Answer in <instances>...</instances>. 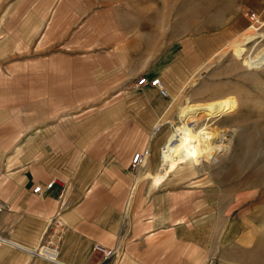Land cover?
<instances>
[{
	"label": "crops",
	"instance_id": "obj_1",
	"mask_svg": "<svg viewBox=\"0 0 264 264\" xmlns=\"http://www.w3.org/2000/svg\"><path fill=\"white\" fill-rule=\"evenodd\" d=\"M150 5L152 0H0V72L32 65L36 79L48 58L66 76L55 79L61 96L57 91L50 101L73 103V88L84 86L104 96L112 92L114 100L112 111L98 112L102 125L93 130L74 127L68 111L48 117L65 119V125L12 127L0 109V264H54L31 251L50 240L56 220L63 225L60 264H264V254H249L264 246L256 242L264 240V226L249 218L260 211V200L250 207L228 196L210 200L213 191L166 190L173 176L159 181L151 174L186 80L208 56L203 41L213 42V49L218 42L176 33L170 45L173 31L151 32L145 16L133 18V11ZM143 76L159 77L168 96L150 85L136 88ZM146 146L151 157L135 172L132 158ZM139 178L153 189L135 191ZM39 185L43 194H34ZM97 246L114 253L104 259Z\"/></svg>",
	"mask_w": 264,
	"mask_h": 264
},
{
	"label": "rangeland",
	"instance_id": "obj_2",
	"mask_svg": "<svg viewBox=\"0 0 264 264\" xmlns=\"http://www.w3.org/2000/svg\"><path fill=\"white\" fill-rule=\"evenodd\" d=\"M144 1L133 0V3ZM137 9L133 11H138L133 18L145 16L146 26L151 32L173 31L170 45L174 43L176 33L185 35L186 39L215 38L218 42L213 49V42L209 46L203 41L202 52L209 51L203 53L208 56L203 59L201 71L194 78L189 76L186 80V94L184 100L179 96L177 111L181 104L219 98L228 102L230 110L228 118L208 128L224 136L228 149L219 154L215 163L202 161L194 169L171 174L173 179L165 184L164 189L213 191L217 194H207L208 199L228 196L234 203L249 201L246 206L250 207L260 200V211L249 214V218L251 222L264 226V195L259 198L264 194V0H152V6ZM51 62H55L53 70H50ZM56 66L55 60L47 58L42 64V72L36 73V79L32 65L21 71L13 64L9 70L0 72V109L5 108L6 125L45 127L65 125L68 121L74 127L80 125L92 130L102 125L99 121L102 115L98 112L113 110V93L104 96V91L98 92L92 86L81 87L78 91L75 87L73 103L50 101L57 91L58 97L61 96L60 87L54 84L57 82L55 79L66 77ZM78 92L81 95H76ZM29 111H40L45 118H30L34 115L27 114ZM57 111H68L72 118L67 121L48 118L55 115L51 112ZM170 123L178 125L177 113ZM206 124L205 120L198 122L195 131L200 132ZM169 128L168 141L173 131L172 125ZM160 152L157 154L159 164ZM159 166L150 172L155 178ZM185 178L197 180L183 184ZM141 179L137 180L135 191L143 190L146 185L153 189L151 183H141ZM133 184L130 191L135 187ZM256 242L262 244L264 240L256 239ZM254 250H260L259 254L249 253L255 258L264 254V246L255 247Z\"/></svg>",
	"mask_w": 264,
	"mask_h": 264
},
{
	"label": "bare ground",
	"instance_id": "obj_3",
	"mask_svg": "<svg viewBox=\"0 0 264 264\" xmlns=\"http://www.w3.org/2000/svg\"><path fill=\"white\" fill-rule=\"evenodd\" d=\"M229 115L228 102L223 98L179 105L178 125L171 124L173 131L169 136L168 143L161 149L162 158L160 157L158 177L167 179L179 170L194 169L202 161L215 163L219 154L227 150L228 146L224 143L223 135L214 132V127L213 131L208 128L221 123ZM202 120L207 121L208 124L200 132H196L195 127ZM147 162L148 158L145 165ZM149 176H144L143 179L149 180Z\"/></svg>",
	"mask_w": 264,
	"mask_h": 264
},
{
	"label": "built area",
	"instance_id": "obj_4",
	"mask_svg": "<svg viewBox=\"0 0 264 264\" xmlns=\"http://www.w3.org/2000/svg\"><path fill=\"white\" fill-rule=\"evenodd\" d=\"M254 17V15H253ZM146 85H150L152 87H155L159 90L162 96L167 97L168 92L163 86V82L159 77H154L152 79H148L147 77L143 76L141 79L138 80L136 84V88H140ZM150 155V148L149 146H146L143 150L137 152L134 154L131 162V167L134 171H138L146 164L147 157L149 158ZM54 181L47 184L46 189L49 190L53 187ZM44 190L41 185L34 188L33 193L37 195L43 194ZM1 214V209H0ZM55 230L53 232V236L50 238V240L47 241L46 244H44L41 248L35 251H31L32 254L38 258H42L48 262L54 263V264H60L59 262V243L61 238V232L63 225L60 221H55ZM97 252H100L103 255V258L106 259L113 255V250L105 249L101 246H97L95 249Z\"/></svg>",
	"mask_w": 264,
	"mask_h": 264
}]
</instances>
